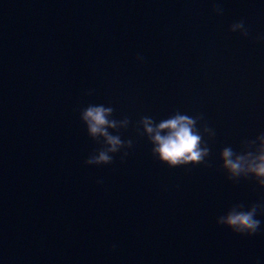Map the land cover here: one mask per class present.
Wrapping results in <instances>:
<instances>
[{
	"label": "clouds",
	"instance_id": "clouds-1",
	"mask_svg": "<svg viewBox=\"0 0 264 264\" xmlns=\"http://www.w3.org/2000/svg\"><path fill=\"white\" fill-rule=\"evenodd\" d=\"M211 11L217 16L223 15L224 9L219 0H214ZM229 31L239 33L245 38L250 36L244 19L230 24ZM257 39L264 40V35ZM137 58L141 57L138 55ZM114 112L113 106L104 104H88L79 109L80 120L85 125L89 137L101 143V147L84 160L85 165H111L115 154L133 146L131 140L124 141L119 135L110 133L109 129L118 131L121 127L127 128L131 122L127 116L119 120L114 118ZM201 119L202 117L176 111L158 122L152 116H141L138 125L142 128L140 134L146 136L152 145L153 157L169 168H177L204 164L210 155L211 149L204 134L213 137L215 131L205 126L202 132L198 127ZM127 154V151H124L121 159ZM219 158L222 161L221 168L229 180L237 181L241 177H250L260 188H264V131L252 139L242 140L239 151L231 145L224 146L220 150ZM258 214L264 215V202L252 203L247 207L244 204H235L225 214L217 217L216 223L236 234L252 236L264 223L257 218Z\"/></svg>",
	"mask_w": 264,
	"mask_h": 264
}]
</instances>
